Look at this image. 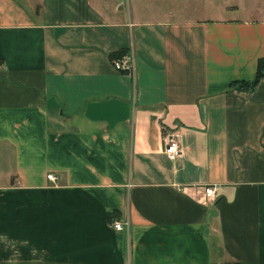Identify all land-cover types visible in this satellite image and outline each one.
<instances>
[{
    "label": "crops",
    "instance_id": "obj_1",
    "mask_svg": "<svg viewBox=\"0 0 264 264\" xmlns=\"http://www.w3.org/2000/svg\"><path fill=\"white\" fill-rule=\"evenodd\" d=\"M183 11L0 0V264H264V15Z\"/></svg>",
    "mask_w": 264,
    "mask_h": 264
},
{
    "label": "rangeland",
    "instance_id": "obj_2",
    "mask_svg": "<svg viewBox=\"0 0 264 264\" xmlns=\"http://www.w3.org/2000/svg\"><path fill=\"white\" fill-rule=\"evenodd\" d=\"M128 1L136 13L146 17L160 16L179 7L185 10L182 14L196 16L264 15V0H126L127 3Z\"/></svg>",
    "mask_w": 264,
    "mask_h": 264
},
{
    "label": "built area",
    "instance_id": "obj_3",
    "mask_svg": "<svg viewBox=\"0 0 264 264\" xmlns=\"http://www.w3.org/2000/svg\"><path fill=\"white\" fill-rule=\"evenodd\" d=\"M112 62L115 67L120 70L129 73L135 72V54L133 50H127L126 52L114 56L112 58ZM261 76L264 77V68L261 70ZM181 150L182 143L179 140L177 133H174V135L167 140L165 151L171 158H175L181 152ZM48 177L53 180L56 179V175L52 172L48 173ZM219 186L220 185L218 183H210L205 185L204 190L206 197L209 199H215L218 195ZM124 222L125 221L123 219H115L114 221H112V224L118 229H123L125 228Z\"/></svg>",
    "mask_w": 264,
    "mask_h": 264
},
{
    "label": "trees",
    "instance_id": "obj_4",
    "mask_svg": "<svg viewBox=\"0 0 264 264\" xmlns=\"http://www.w3.org/2000/svg\"><path fill=\"white\" fill-rule=\"evenodd\" d=\"M262 67H264V65ZM254 82H256V79L251 81V82H249V81L248 82H246V81H235L232 84L233 85H238V87H242L243 88V87H247V86L252 85Z\"/></svg>",
    "mask_w": 264,
    "mask_h": 264
}]
</instances>
